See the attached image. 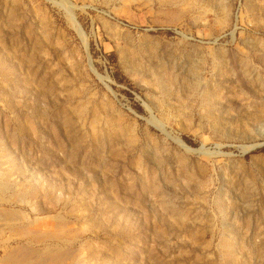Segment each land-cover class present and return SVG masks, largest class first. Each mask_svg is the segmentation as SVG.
I'll return each mask as SVG.
<instances>
[{
  "label": "rangeland",
  "instance_id": "rangeland-1",
  "mask_svg": "<svg viewBox=\"0 0 264 264\" xmlns=\"http://www.w3.org/2000/svg\"><path fill=\"white\" fill-rule=\"evenodd\" d=\"M0 264H264V0H0Z\"/></svg>",
  "mask_w": 264,
  "mask_h": 264
}]
</instances>
